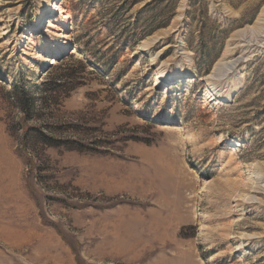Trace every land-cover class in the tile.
<instances>
[{
	"label": "rangeland",
	"instance_id": "rangeland-1",
	"mask_svg": "<svg viewBox=\"0 0 264 264\" xmlns=\"http://www.w3.org/2000/svg\"><path fill=\"white\" fill-rule=\"evenodd\" d=\"M0 264H264V0H0Z\"/></svg>",
	"mask_w": 264,
	"mask_h": 264
},
{
	"label": "trees",
	"instance_id": "trees-1",
	"mask_svg": "<svg viewBox=\"0 0 264 264\" xmlns=\"http://www.w3.org/2000/svg\"><path fill=\"white\" fill-rule=\"evenodd\" d=\"M56 86H58L57 83H54L52 81H48V82H46L44 84H41L40 86H37L36 88L38 90H40V94H41L42 98L44 100H47L46 98L48 97V95L56 91V88H55ZM17 89H18V87L15 85L13 91L16 92ZM22 98L23 99L21 101L22 102L21 105H23V110H24V112H28L27 105L29 104V106L32 107L35 104V102H36V97L32 96V98L29 101L25 100L24 99L25 97H22ZM17 100H18V97H17ZM23 135H24L25 138H27L29 140L31 138V140L34 141V142L42 143L47 148L48 147H58L59 144L62 143L61 141L51 137L50 135H48L47 133H45L42 130H37V129H31L30 128L28 130H25L23 132ZM35 148H36L35 145H29V146H27L25 148V151L27 152V155L30 156L31 158L36 157L35 152H34ZM31 158H30V160H32Z\"/></svg>",
	"mask_w": 264,
	"mask_h": 264
},
{
	"label": "bare ground",
	"instance_id": "bare-ground-1",
	"mask_svg": "<svg viewBox=\"0 0 264 264\" xmlns=\"http://www.w3.org/2000/svg\"><path fill=\"white\" fill-rule=\"evenodd\" d=\"M5 33V32H4ZM7 34V33H6Z\"/></svg>",
	"mask_w": 264,
	"mask_h": 264
}]
</instances>
